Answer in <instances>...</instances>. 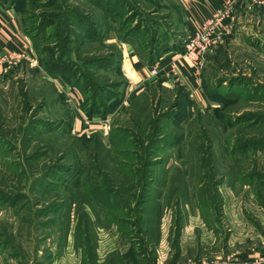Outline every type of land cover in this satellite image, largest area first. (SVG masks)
<instances>
[{
	"label": "rangeland",
	"instance_id": "rangeland-1",
	"mask_svg": "<svg viewBox=\"0 0 264 264\" xmlns=\"http://www.w3.org/2000/svg\"><path fill=\"white\" fill-rule=\"evenodd\" d=\"M129 1L142 15V29L148 16L160 22L163 13L171 11L174 19L177 9L174 0ZM5 10L18 24L17 53L24 40L26 58L34 63L21 58L0 66V264H76L79 251L73 237L80 224L95 227L101 255L122 247L127 235L108 221L115 218L114 208L92 199L106 202L116 195L124 204L118 213L131 215L143 182H151L147 205L158 199L163 242L175 209L181 225L187 221L179 264H186L187 258L204 264L239 262L249 252L256 254L251 264H264V205L259 203L264 204V43L250 35L253 53L239 50L209 66L207 77L213 80L207 81L204 92L218 91L228 97L227 103L202 92L207 103L205 97L197 99V107L188 106L189 115L179 125L163 124V140L155 153H148L146 120L174 101L167 91L156 99L153 89L133 85L136 73L128 66V43L122 38V20L130 12L112 19L92 0H0V11ZM72 10L85 13L93 26L80 24ZM254 14L262 18L257 34L264 42V12ZM46 46L75 62L91 83L96 80L110 90L112 83H119L114 93L107 89L119 96L103 99L114 109L105 116L84 115L82 91L42 67L41 49ZM87 58L96 64H84ZM115 126L126 132L116 134L113 144ZM133 140L142 145L131 155ZM105 186L111 187L110 194ZM215 217L220 223L210 231ZM201 221L211 238L198 247L196 240L206 241ZM161 256L157 252V258Z\"/></svg>",
	"mask_w": 264,
	"mask_h": 264
},
{
	"label": "trees",
	"instance_id": "trees-1",
	"mask_svg": "<svg viewBox=\"0 0 264 264\" xmlns=\"http://www.w3.org/2000/svg\"><path fill=\"white\" fill-rule=\"evenodd\" d=\"M92 3L96 6H99L102 11L105 12V14H108L112 19L114 17H118V15L122 18L127 12L131 13H129L127 16L125 15V19L122 20V24L123 26H126V30L124 31L123 37H120L130 44L133 47L135 53L144 59L146 63L154 64L160 54L166 52L167 50H179L180 52L183 51L182 45H179L177 42H175L174 37L176 34H174V32L170 29L169 23L167 22L168 12L163 13L164 15L161 16L160 22L156 19V17L152 15L148 16L150 21L147 22L146 27L142 29L140 22L142 15L138 12H135L133 9L134 4H132V2L129 0H92ZM71 12L80 24L93 26V20H90L88 16L85 15V13L78 10H72ZM136 17H138L137 22L134 25L131 24V22ZM48 22L50 21H47V23ZM47 23H45L44 26H46ZM43 28H39L38 33H40ZM144 34L147 35V37L144 36ZM41 53L43 54V59H41L40 63L51 76L62 78V80L77 86L82 91L84 102L81 105V111L84 115H86L88 118H92L94 115L105 116L114 109V104L109 107L103 101V99L106 100L108 95H111L114 98L118 97L120 92L117 93L118 95H112L108 93L110 91L113 92V89L116 91L119 83H112L111 90L106 88L107 86H105V84H100L96 80L91 83L90 80L83 77L75 62L68 58L58 56L54 47L52 46L42 47ZM96 59L97 62L102 61V58ZM93 60L94 59L87 58L83 63L88 64V66L95 65L96 63L94 64ZM203 89L205 90V88ZM211 91L212 94H209L208 90L207 93L206 91L204 92L208 98L216 102H221L223 105L227 103L225 98L228 97L226 95L218 91ZM181 95H177L175 97L174 103L171 107H168L167 110L162 111L160 114H156L155 117H151L146 120V126L143 128V134H148L146 145L144 146L146 152L155 153V148L158 147L160 142L163 140L161 135L163 124L166 125L169 122H172L176 125H179L182 119L189 115L190 111L188 108V103L190 106V102L186 95ZM172 109H175V111ZM125 132L126 130L124 128L115 126L110 139L111 142L115 144V135ZM139 133H141V131H139ZM130 137H132V135ZM172 140L175 142V137L172 138ZM132 144L134 146L128 151L131 153V155L136 153V151L140 148L139 145H142L136 143L134 140L132 141ZM144 178H147L148 180L150 179L149 176H145ZM150 183L151 182H143L142 184H139L140 189H142L141 196L138 195L137 197H134L133 204L135 205V213L131 215L125 216L118 213L124 209V204H122L120 198L116 195L108 198L106 202L103 201L104 198L101 199L95 197L92 199L98 205H110L114 208L115 218H108V221L110 220V222H114L116 224L119 233L122 235L125 233V235H127V242H125L128 243L129 246L127 251L123 253H120L118 250L109 252L105 259L99 263L97 262L96 254L95 227L91 224H80L78 228H75L73 237L74 248L76 250H80L81 252L80 264H155L154 249L160 234V215L157 198L152 201V205L150 203L147 205L148 198L146 199V195H148L150 192ZM193 185H195L194 187L197 189V185L195 183H193ZM110 188V186H105L104 192L110 194ZM194 193L195 199L197 200L196 195L199 194L197 191ZM170 199L171 198H167L168 201H170ZM259 203L262 206L264 205L261 202ZM177 205L178 204L176 202L175 206ZM155 206H158V209L154 208ZM129 207L130 206L128 205V208ZM94 217H98V214L95 213ZM103 217L105 218L107 215L103 213ZM88 219L90 218L87 215L85 221L89 222ZM99 220L101 219L99 218ZM218 222L220 223L219 219L215 217L213 222L209 224L210 226H213ZM180 228L181 214L179 213L178 209H175L173 225H171L169 229L168 236L171 247L174 249V255H178L179 252L178 236L180 233Z\"/></svg>",
	"mask_w": 264,
	"mask_h": 264
},
{
	"label": "crops",
	"instance_id": "crops-1",
	"mask_svg": "<svg viewBox=\"0 0 264 264\" xmlns=\"http://www.w3.org/2000/svg\"><path fill=\"white\" fill-rule=\"evenodd\" d=\"M177 5V9H175L174 19L172 18L171 11L168 12V18L171 17V20L167 18V22L169 23L170 29L174 32L175 37L174 40L179 45H182L184 37L193 30V25L191 24L189 18L192 16L195 20H199L200 18L207 17L211 15L214 10L218 7L221 0H174ZM235 10V20L232 29V33L226 36L223 41L218 46L217 50L207 57L206 63L204 65L201 73L196 76L192 74L183 73L180 70V63L178 62L179 55L181 52L179 50H167L160 54L158 59L156 60V64L160 67V73L157 76H150L149 67L153 64H148L144 59L139 57L133 47L130 44H127V60L128 66L131 68L133 66V71L136 73V80L133 82V85L137 90L145 89L149 92L152 90L155 92L156 99L158 98V93H163L167 91L172 94L173 101L177 95H186L187 99L190 102V109H193V106L197 107L196 100L199 101L201 98L206 101V96L203 95L204 89L203 86L207 84V81H212L213 77L208 75V68L211 65L217 64L222 59L230 58V54H238L239 50L243 52H252L251 46H248V38L250 35H253L257 40H260V43H264L259 33L260 28V20L262 19L260 15L254 14L255 10L248 9L244 1L240 2L234 7ZM11 14L10 10H5L4 13L0 11V46L6 50H9L12 53L18 52V46L15 40V35L18 32V24L14 18V16L7 14ZM253 12V13H252ZM263 15V14H262ZM258 29V30H257ZM258 37V38H257ZM178 38V39H177ZM233 51V52H232ZM253 53V52H252ZM256 53V52H255ZM254 55V54H253ZM234 56V55H233ZM261 56V54H258ZM232 61V60H231ZM154 63V64H155ZM160 63V64H159ZM129 76L132 75V72H129ZM245 74V73H243ZM235 75V73L233 74ZM227 84V82L223 83ZM181 95V96H182ZM207 103V101H206ZM204 228L206 233L205 238L206 241L199 243L197 241V245H205L210 243L211 236L209 234L208 228L204 225V223L200 222ZM159 228L161 227L162 222L159 223ZM186 224V225H185ZM191 225V224H190ZM183 226H186L187 229V221L182 223L180 228V233L178 236V255H174V249L171 247V243L168 239L169 230L167 233V237L164 238V242L162 241V233L160 229L159 239L155 246V264H179L180 260L183 258ZM197 226V225H196ZM198 227V226H197ZM213 226H210L209 230L211 231ZM164 243V245H163ZM163 245V246H162ZM69 246V245H68ZM129 244L126 243L122 245V247H116L111 249L109 252L114 250H118L120 253L127 251ZM159 248H163L164 250H159ZM79 251V259L76 264L81 263V252ZM161 252L162 256L157 258V252ZM101 255L98 250V242L96 240V254H97V262H102L105 259L106 255L109 253ZM187 252V251H186ZM191 252V251H190ZM255 253H248V255L239 259V262H225L224 264H251V259L255 256ZM204 260V259H203ZM235 260V259H234ZM186 264H204L197 263L194 260L187 258ZM183 262H181L182 264ZM214 263V262H213ZM207 264H211L207 262Z\"/></svg>",
	"mask_w": 264,
	"mask_h": 264
},
{
	"label": "built area",
	"instance_id": "built-area-1",
	"mask_svg": "<svg viewBox=\"0 0 264 264\" xmlns=\"http://www.w3.org/2000/svg\"><path fill=\"white\" fill-rule=\"evenodd\" d=\"M242 1H244L248 9L262 10L264 12V0H221L211 15L199 20H195L190 16L189 20L193 25V30L184 37L182 43L183 51L177 58L181 65L180 70L183 73L196 76L201 73L207 57L213 54L223 39L232 33L235 20L234 7ZM19 44L23 48L16 55L0 49V66L3 63L12 64L21 58H26V48L24 47L26 42L22 40ZM26 59L31 64L34 63V59ZM148 71L150 76H157L160 73V67L155 63L149 67ZM77 110L80 113L78 108ZM106 129H109V126L106 125Z\"/></svg>",
	"mask_w": 264,
	"mask_h": 264
}]
</instances>
